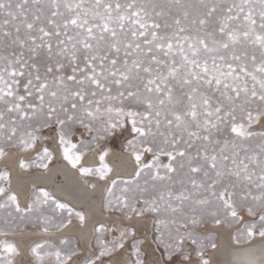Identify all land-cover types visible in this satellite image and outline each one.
Here are the masks:
<instances>
[{
    "label": "snow or ice",
    "instance_id": "snow-or-ice-1",
    "mask_svg": "<svg viewBox=\"0 0 264 264\" xmlns=\"http://www.w3.org/2000/svg\"><path fill=\"white\" fill-rule=\"evenodd\" d=\"M0 162V264H264V0H0Z\"/></svg>",
    "mask_w": 264,
    "mask_h": 264
},
{
    "label": "bare ground",
    "instance_id": "bare-ground-1",
    "mask_svg": "<svg viewBox=\"0 0 264 264\" xmlns=\"http://www.w3.org/2000/svg\"><path fill=\"white\" fill-rule=\"evenodd\" d=\"M43 146V144L37 145L38 148H42ZM89 158L91 157H88L87 155L84 158L83 163L86 166H99L98 156H92V159ZM123 158L124 157L121 155V152L117 151L116 153L109 154L106 159L109 165L115 168ZM0 170H5V165L3 162H0ZM7 170L11 175L10 190L19 191L22 202L24 200V193L23 191H20V189H31V187L36 184L46 187L58 199L78 206V200L81 197L83 191L82 181L80 180L78 174L69 166H67L66 162H64L59 156H57L55 165L51 167L50 171L47 173H44L42 170L38 169L25 172L20 170L18 166L13 165H9ZM143 231L144 230L142 229L138 233V235H141V238H143ZM36 239H39V237H36ZM218 243L222 244L223 241L219 240ZM149 245H151L153 248L155 247V244L152 243L151 240L150 224L148 228V241L145 244V248H147Z\"/></svg>",
    "mask_w": 264,
    "mask_h": 264
},
{
    "label": "rangeland",
    "instance_id": "rangeland-1",
    "mask_svg": "<svg viewBox=\"0 0 264 264\" xmlns=\"http://www.w3.org/2000/svg\"><path fill=\"white\" fill-rule=\"evenodd\" d=\"M44 143H50L45 141ZM44 145V144H43ZM122 145H123V137L120 138H110L108 141L103 142V146L107 149H109V154L111 153H116L117 151H120L122 153ZM93 153H88L87 156L91 157L89 159H92L93 157H97V155H92ZM57 159L49 166V168L53 167L56 163ZM30 170H35V169H30ZM151 240H152V232H151ZM219 242V240H218ZM145 247V245L143 246Z\"/></svg>",
    "mask_w": 264,
    "mask_h": 264
}]
</instances>
